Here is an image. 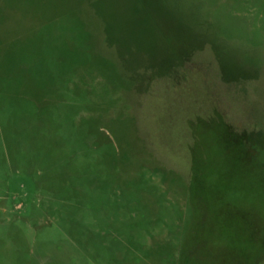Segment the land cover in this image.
Wrapping results in <instances>:
<instances>
[{
  "label": "rangeland",
  "instance_id": "374dc122",
  "mask_svg": "<svg viewBox=\"0 0 264 264\" xmlns=\"http://www.w3.org/2000/svg\"><path fill=\"white\" fill-rule=\"evenodd\" d=\"M0 264H264V0H0Z\"/></svg>",
  "mask_w": 264,
  "mask_h": 264
},
{
  "label": "trees",
  "instance_id": "16d2710c",
  "mask_svg": "<svg viewBox=\"0 0 264 264\" xmlns=\"http://www.w3.org/2000/svg\"><path fill=\"white\" fill-rule=\"evenodd\" d=\"M232 133H233V131H232ZM233 135H234L235 138L238 139L239 143H240L244 148L247 147V146L249 145V143H250V139H248L247 142H244V141L239 137V135L234 134V133H233Z\"/></svg>",
  "mask_w": 264,
  "mask_h": 264
}]
</instances>
